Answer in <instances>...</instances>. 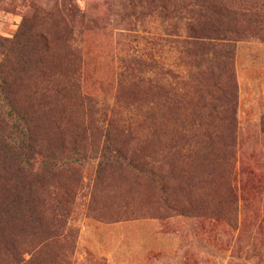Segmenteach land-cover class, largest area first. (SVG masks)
Returning a JSON list of instances; mask_svg holds the SVG:
<instances>
[{"label":"rangeland","instance_id":"1","mask_svg":"<svg viewBox=\"0 0 264 264\" xmlns=\"http://www.w3.org/2000/svg\"><path fill=\"white\" fill-rule=\"evenodd\" d=\"M2 75L39 156L0 158V264H264V0H0Z\"/></svg>","mask_w":264,"mask_h":264},{"label":"trees","instance_id":"2","mask_svg":"<svg viewBox=\"0 0 264 264\" xmlns=\"http://www.w3.org/2000/svg\"><path fill=\"white\" fill-rule=\"evenodd\" d=\"M186 34V38H184L181 43L186 48V53H190L191 56H196L194 49L201 46L200 39L205 36L201 31L196 29L193 26H189L186 28V31L184 32ZM212 36L214 37H220L224 36L218 35L220 34L217 31H214L212 33ZM224 45V44H223ZM36 46V45H35ZM43 47L38 48V50H43ZM225 47V46H224ZM36 49V48H34ZM49 48L44 49L43 51H48ZM189 50V51H188ZM41 54V53H40ZM41 65V64H40ZM42 66V65H41ZM194 69L199 73L202 74V68L199 65H194ZM12 77V76H10ZM9 77L0 76V89L3 97H1L3 100L7 101L10 109H11V115L16 117V120L11 117L8 119V117L0 116V124L2 125L0 129V158L7 157L8 155L11 156L12 162H18V160L24 156L29 157L30 161L38 159V154H36L35 148L36 146V140L32 138V132L28 127V121L27 117L21 115L19 113V109L15 105V100L13 99L11 95V91H9L10 85L8 84ZM65 80H67L65 82ZM17 80L15 79L14 82ZM59 82H56L55 84V93L57 96H64L65 93L69 92L70 90H77V85L74 82H71L68 79H64L63 81L61 79H58ZM8 90V91H7ZM51 94V93H50ZM38 93H36L35 96H37ZM43 98V97H42ZM80 101H82V96L79 94ZM13 99V100H11ZM85 101V99L83 98ZM83 102V101H82ZM84 104V103H83ZM19 111V112H17ZM25 114V113H24ZM112 126H109L108 128L102 129L97 133L95 143H97L96 150L99 153L100 158L102 159H109L110 160H117V161H127V154L131 151V146L133 143H136L138 140L137 136L134 138L133 132L130 130H119L122 132L123 135L127 137V140L125 142L117 139V134L111 129ZM113 133L114 135L113 137ZM179 154L183 152V149H180ZM54 155L47 156L46 158H42V162L39 164V170L35 171L36 165L33 167V172L30 174L25 170L17 171L12 178L13 184L16 185V180L20 177H27L30 178L32 181V184L39 185V182L42 178L51 176L53 174L52 170L49 169V166L53 164ZM21 160V159H20ZM178 160H175V164H178ZM152 176L156 177V173L153 171ZM10 182V179L7 180L6 185L8 186ZM18 186V185H16ZM52 201H55L56 204L60 203V197L56 193H51L50 196ZM61 206L62 202H61Z\"/></svg>","mask_w":264,"mask_h":264}]
</instances>
